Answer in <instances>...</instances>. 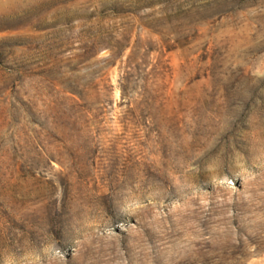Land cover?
Wrapping results in <instances>:
<instances>
[{"label": "rangeland", "instance_id": "obj_1", "mask_svg": "<svg viewBox=\"0 0 264 264\" xmlns=\"http://www.w3.org/2000/svg\"><path fill=\"white\" fill-rule=\"evenodd\" d=\"M0 264H264V0H0Z\"/></svg>", "mask_w": 264, "mask_h": 264}]
</instances>
